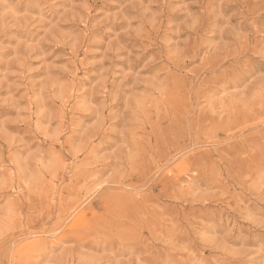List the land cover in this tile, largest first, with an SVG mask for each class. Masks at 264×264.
I'll return each instance as SVG.
<instances>
[{
    "label": "rangeland",
    "instance_id": "374dc122",
    "mask_svg": "<svg viewBox=\"0 0 264 264\" xmlns=\"http://www.w3.org/2000/svg\"><path fill=\"white\" fill-rule=\"evenodd\" d=\"M0 264H264V0H0Z\"/></svg>",
    "mask_w": 264,
    "mask_h": 264
}]
</instances>
